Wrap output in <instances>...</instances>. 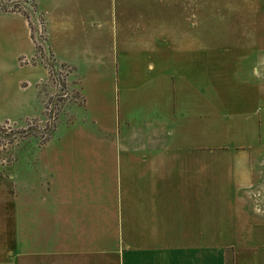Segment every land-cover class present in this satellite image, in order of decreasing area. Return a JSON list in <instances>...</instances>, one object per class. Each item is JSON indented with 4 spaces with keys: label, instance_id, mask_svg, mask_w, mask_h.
Here are the masks:
<instances>
[{
    "label": "crops",
    "instance_id": "crops-1",
    "mask_svg": "<svg viewBox=\"0 0 264 264\" xmlns=\"http://www.w3.org/2000/svg\"><path fill=\"white\" fill-rule=\"evenodd\" d=\"M36 4L49 52L70 64L81 100L65 105L42 147L15 155L12 196L0 185V213L11 208L12 222L0 264H264L261 168L249 152L213 150L214 90L196 86L191 69L182 76L160 30L147 29L136 54L111 56L96 36L85 40L67 0ZM0 34L16 57L32 53L21 13L1 10ZM119 58L125 78L164 83L156 103L120 121L98 81ZM24 65L36 84L44 78L40 65ZM180 74L188 85H176Z\"/></svg>",
    "mask_w": 264,
    "mask_h": 264
},
{
    "label": "rangeland",
    "instance_id": "rangeland-1",
    "mask_svg": "<svg viewBox=\"0 0 264 264\" xmlns=\"http://www.w3.org/2000/svg\"><path fill=\"white\" fill-rule=\"evenodd\" d=\"M67 7L78 15L85 40L96 36L111 56L117 52L120 57V50L135 47L133 53L132 49L125 52L134 55L137 41L145 38L147 29L162 31L165 55L180 60L182 76L188 77L191 69L196 86L214 90V104L219 107L215 105L213 112V150L249 152V163L255 171L261 168L257 177L264 184V0H67ZM14 53L11 41L0 34V185L11 196L15 155L42 147L64 115L65 105L81 100L78 79L69 63L54 59L68 67L65 80L71 90L70 98L56 100L53 94L60 91L54 88L53 78L45 71L36 84L24 65L38 64L45 69L40 58L44 50L36 52L32 43L31 54L16 57ZM120 59L116 73L98 79L108 100L112 93L116 96L119 121L127 114L138 117L143 101L156 103L161 97L157 89L164 85L161 76L150 83L125 78V64ZM157 70L155 65L146 72L152 75ZM175 78L176 85H188L181 74ZM146 88L154 91L147 96L142 91ZM50 103L57 107L48 127L44 119ZM25 115L29 118L23 120ZM6 117L8 123L1 122ZM10 210L7 207V215L0 213V230L5 223L0 248L12 242Z\"/></svg>",
    "mask_w": 264,
    "mask_h": 264
},
{
    "label": "built area",
    "instance_id": "built-area-1",
    "mask_svg": "<svg viewBox=\"0 0 264 264\" xmlns=\"http://www.w3.org/2000/svg\"><path fill=\"white\" fill-rule=\"evenodd\" d=\"M0 10L6 11H16L21 13L28 25L30 37L36 52H40L41 49L44 50V57H40L48 76L53 78L54 88H58L60 92H55L54 97L70 98V91L66 87L65 72L68 69L67 66L62 64H57L54 62V58L51 56L50 52L47 51L46 46V34L44 29V21L41 12L37 9L35 0H0ZM45 59V60H44ZM54 64H57L54 66ZM56 105L50 103L45 107V124L48 127L52 126L51 123L55 119Z\"/></svg>",
    "mask_w": 264,
    "mask_h": 264
}]
</instances>
